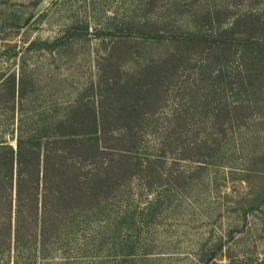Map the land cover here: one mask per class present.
I'll use <instances>...</instances> for the list:
<instances>
[{
    "label": "trees",
    "instance_id": "1",
    "mask_svg": "<svg viewBox=\"0 0 264 264\" xmlns=\"http://www.w3.org/2000/svg\"><path fill=\"white\" fill-rule=\"evenodd\" d=\"M236 1L250 2L242 11L186 7L193 16L187 30L174 22L127 23L88 97L60 120L20 130L16 146L0 141V264H11L13 252V264H38L47 257L39 246L71 234L79 211L103 204L135 178L162 181L170 158L219 157L226 124L262 125L264 144V0ZM121 47L129 58L137 54L138 68L122 71L114 63ZM188 71L196 74L183 87ZM29 85L25 75L7 76L0 107L15 109ZM171 87L181 102L166 115L169 130L157 143L148 136L158 131ZM200 120L217 128L191 131ZM255 163L264 171V150Z\"/></svg>",
    "mask_w": 264,
    "mask_h": 264
},
{
    "label": "rangeland",
    "instance_id": "2",
    "mask_svg": "<svg viewBox=\"0 0 264 264\" xmlns=\"http://www.w3.org/2000/svg\"><path fill=\"white\" fill-rule=\"evenodd\" d=\"M45 1L0 0V84L12 73L34 84L17 97L15 109L0 107V141L14 146L20 130L64 118L81 95L91 94L127 23L152 21L163 28L174 22L187 30L193 19L188 6L242 11L250 2L238 7L236 0ZM128 51L121 47L112 57L122 71L139 65L137 54L129 58ZM195 74L188 71L181 86ZM177 90L167 93L150 140L158 143L169 130L166 115L181 102ZM190 127L217 128L205 120ZM224 128L229 136L219 157L170 158L161 168L162 181L149 185L135 178L103 204L79 211L71 234L39 246L47 257L38 264H264V171L255 163L264 150L263 127Z\"/></svg>",
    "mask_w": 264,
    "mask_h": 264
},
{
    "label": "water",
    "instance_id": "3",
    "mask_svg": "<svg viewBox=\"0 0 264 264\" xmlns=\"http://www.w3.org/2000/svg\"><path fill=\"white\" fill-rule=\"evenodd\" d=\"M45 2H47V0Z\"/></svg>",
    "mask_w": 264,
    "mask_h": 264
}]
</instances>
